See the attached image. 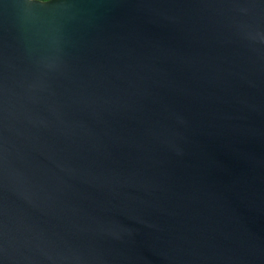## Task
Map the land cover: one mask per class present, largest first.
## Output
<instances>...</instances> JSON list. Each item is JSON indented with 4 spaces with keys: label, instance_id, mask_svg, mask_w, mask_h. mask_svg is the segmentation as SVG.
I'll return each mask as SVG.
<instances>
[{
    "label": "water",
    "instance_id": "95a60500",
    "mask_svg": "<svg viewBox=\"0 0 264 264\" xmlns=\"http://www.w3.org/2000/svg\"><path fill=\"white\" fill-rule=\"evenodd\" d=\"M0 264H264V0H0Z\"/></svg>",
    "mask_w": 264,
    "mask_h": 264
},
{
    "label": "trees",
    "instance_id": "16d2710c",
    "mask_svg": "<svg viewBox=\"0 0 264 264\" xmlns=\"http://www.w3.org/2000/svg\"><path fill=\"white\" fill-rule=\"evenodd\" d=\"M41 1H48V0H41Z\"/></svg>",
    "mask_w": 264,
    "mask_h": 264
}]
</instances>
